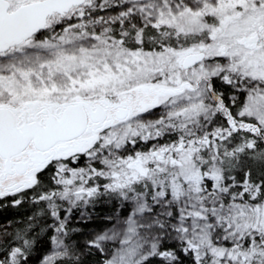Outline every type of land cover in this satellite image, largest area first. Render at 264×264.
I'll list each match as a JSON object with an SVG mask.
<instances>
[{
    "label": "snow or ice",
    "instance_id": "1",
    "mask_svg": "<svg viewBox=\"0 0 264 264\" xmlns=\"http://www.w3.org/2000/svg\"><path fill=\"white\" fill-rule=\"evenodd\" d=\"M0 264H264V0H0Z\"/></svg>",
    "mask_w": 264,
    "mask_h": 264
}]
</instances>
